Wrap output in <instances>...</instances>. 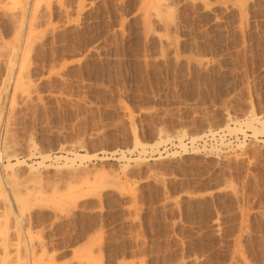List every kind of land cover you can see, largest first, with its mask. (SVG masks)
I'll return each mask as SVG.
<instances>
[{"label": "rangeland", "instance_id": "374dc122", "mask_svg": "<svg viewBox=\"0 0 264 264\" xmlns=\"http://www.w3.org/2000/svg\"><path fill=\"white\" fill-rule=\"evenodd\" d=\"M260 121L264 0H0V259L264 264Z\"/></svg>", "mask_w": 264, "mask_h": 264}, {"label": "bare ground", "instance_id": "6f19581e", "mask_svg": "<svg viewBox=\"0 0 264 264\" xmlns=\"http://www.w3.org/2000/svg\"><path fill=\"white\" fill-rule=\"evenodd\" d=\"M153 11H154V10H153ZM155 15H156V14H155ZM196 83H197V82H196ZM253 115H254V114H253ZM254 120L258 123V119L255 118V117H254V118L252 117L251 120H248V121H246V122H243V124H245L248 128H251V129L253 130V132L256 134L258 131H257L256 127L254 126V125H255V124L253 123ZM252 121H253V122H252ZM256 122H255V123H256ZM261 122H262V121H260V124L264 127V123H261ZM209 125H210V124H209ZM246 126H245V127H246ZM239 127H240V126H239ZM225 128H227L229 131L231 130V129L228 127V125H227ZM232 129H235V128L233 127ZM237 129H239V128H237ZM255 134H254V135H255ZM135 137H136V136H135ZM135 137H134V138H135ZM170 138H171V137H170ZM194 139H195V138L192 137V138H191V141H193ZM136 140H137V139H136ZM178 141H179V145L183 148V150H185V147H184L185 145L182 144L181 138H179ZM155 142H156V141H155ZM159 142H160V141H159ZM159 142H157L156 145H158ZM227 143H228V142H227ZM135 144H136V143H135ZM139 144H140V142H139ZM141 144H142V143H141ZM136 145H137V144H136ZM142 146H143V145H142ZM144 146H146V145L144 144ZM241 147H242V146H241ZM182 152H183V151H182ZM122 155H123V154H122ZM85 156H86V155H85ZM120 156H121V155H120ZM48 157H49L48 155H44V156H42L41 159L43 160V159L48 158ZM89 157H90V156H89ZM55 158L57 159L58 157H55ZM74 158L82 159V158H84V155L76 154V153H75V154H74ZM64 159H67V157L64 158ZM67 160H68V159H67ZM22 162H23V161H19V160H17V164H18V163H22ZM13 164H14V163H13ZM13 164H12V165H13ZM10 165H11V163H9V162L7 161V164H6L4 167H5V168L8 167V166L10 167ZM28 165H29V164H28ZM0 167H2L1 169H3L2 164L0 165ZM93 185H94V183H93ZM90 188H91V187H90ZM90 188H89V189H90ZM87 189H88V188H87ZM21 245H22V244H21ZM33 247H34V246H33ZM30 248H31V247H30ZM4 252L7 253V250L4 251ZM30 253H31V252H30ZM8 254H9V253H8ZM9 256H10V254L7 256V258H8ZM3 257H4V255H3L2 258L0 259V261L2 260L1 262H3ZM4 258H5V257H4ZM8 260H9V259H8ZM15 260H16V259H15ZM5 261H6V258H5V260H4V263H5ZM9 262H10V260L7 261V263H9ZM10 263H11V262H10ZM13 263L15 264V262H13ZM1 264H2V263H1ZM5 264H6V263H5ZM16 264H17V263H16Z\"/></svg>", "mask_w": 264, "mask_h": 264}]
</instances>
